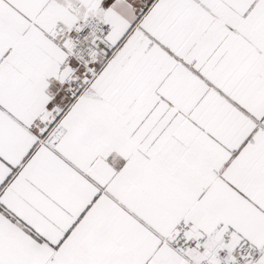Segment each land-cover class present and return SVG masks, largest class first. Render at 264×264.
I'll return each mask as SVG.
<instances>
[{
	"label": "snow or ice",
	"instance_id": "obj_1",
	"mask_svg": "<svg viewBox=\"0 0 264 264\" xmlns=\"http://www.w3.org/2000/svg\"><path fill=\"white\" fill-rule=\"evenodd\" d=\"M0 264H264V0H0Z\"/></svg>",
	"mask_w": 264,
	"mask_h": 264
}]
</instances>
